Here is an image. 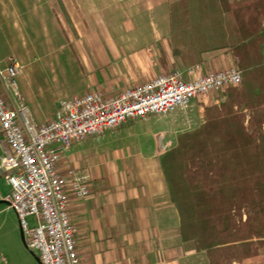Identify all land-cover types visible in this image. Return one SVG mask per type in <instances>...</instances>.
I'll list each match as a JSON object with an SVG mask.
<instances>
[{
    "label": "crops",
    "instance_id": "crops-1",
    "mask_svg": "<svg viewBox=\"0 0 264 264\" xmlns=\"http://www.w3.org/2000/svg\"><path fill=\"white\" fill-rule=\"evenodd\" d=\"M169 4L170 0H0V35L10 27L15 40L9 51L0 45V63L5 66L10 57L15 59L20 76L22 56L8 53H34L47 80V94L40 98L29 86L20 90L32 119L40 124L52 118L65 98L89 91L117 96L161 73L195 64L211 71L235 66L226 50L174 53ZM221 99V93H213L194 104L203 111ZM136 121L88 136L71 148L105 133L119 134ZM161 145L155 140L153 150L146 153L126 157L116 153L92 169L95 175L90 172V196L71 200L68 211L76 226L81 264H202L192 257L193 246L179 241L177 214L168 202L160 167L161 155L170 148L161 150ZM5 148L3 142V154ZM71 148L61 169L80 168ZM10 192L0 168V201H6L0 215L12 210ZM17 237L15 221L6 226L0 220V264H10L11 239L15 243ZM20 255L24 261L33 256L23 247Z\"/></svg>",
    "mask_w": 264,
    "mask_h": 264
},
{
    "label": "trees",
    "instance_id": "trees-1",
    "mask_svg": "<svg viewBox=\"0 0 264 264\" xmlns=\"http://www.w3.org/2000/svg\"><path fill=\"white\" fill-rule=\"evenodd\" d=\"M169 9L174 53L226 50L242 73L160 157L179 241L208 264H264V0H170Z\"/></svg>",
    "mask_w": 264,
    "mask_h": 264
},
{
    "label": "built area",
    "instance_id": "built-area-1",
    "mask_svg": "<svg viewBox=\"0 0 264 264\" xmlns=\"http://www.w3.org/2000/svg\"><path fill=\"white\" fill-rule=\"evenodd\" d=\"M20 71L11 57L7 65L0 63V133L6 146L0 168L11 189L8 205L26 247L38 251L41 264H81L68 209L72 199L90 196L91 176L85 169H61L72 144L127 120L184 110L192 99L222 94L242 81L235 66L211 71L195 64L161 73L117 96L89 91L62 99L52 118L40 124L32 119L18 87ZM30 216L35 220L32 227Z\"/></svg>",
    "mask_w": 264,
    "mask_h": 264
},
{
    "label": "rangeland",
    "instance_id": "rangeland-1",
    "mask_svg": "<svg viewBox=\"0 0 264 264\" xmlns=\"http://www.w3.org/2000/svg\"><path fill=\"white\" fill-rule=\"evenodd\" d=\"M13 36L14 33L10 27H7L6 30H2L1 32L0 45H2L6 51H9V46L14 44L15 40L13 39ZM8 54H13L17 57L18 55L22 56V58L18 57V60L23 68L22 74L17 77L18 87H20L19 89H22V86H29L32 93H35L40 98H45L47 94V80L41 70L37 67L38 62L34 58V53ZM226 91L227 90L221 94L222 99L217 104L212 105L220 106L224 103L226 100ZM197 106L198 104H194V99H192L190 106L184 110L177 109L165 114H152L144 119H137V121L129 129L121 130L119 134L105 133L102 138H99V140L89 138L77 144L74 148H71V151L77 160V165H75L85 169L89 174L91 172L92 175H95L96 172L92 169H94L95 166L103 165L104 162H106L110 157L115 156L116 153L119 157L146 153L149 149L153 150L155 140L159 145L162 144L160 146L161 150L169 149L175 144L176 137L179 134L191 131L202 123L203 111L198 110ZM243 112L245 115V123H247L249 112L247 110H244ZM2 149L3 137L0 133V159L3 157ZM2 208H6V204H1L0 209ZM241 216L244 221L247 216L244 209L241 211ZM0 220H4L6 226L9 222L12 225L13 221H15L16 226L18 227V237L16 238L15 243L12 242L13 240L11 239L10 264H38L33 256H30L29 260L24 261L20 255V249L22 247L28 252H33L36 256H38V251L24 247L22 244L20 229L15 212L12 210L4 211L0 215ZM27 222L31 227L35 225V220L31 216L27 218ZM6 229L8 228L6 227ZM192 257L197 259L198 263L205 264L207 262L204 254H196L193 251ZM261 259H264V252H262L260 259L257 261H261ZM15 261H19V263H15Z\"/></svg>",
    "mask_w": 264,
    "mask_h": 264
},
{
    "label": "water",
    "instance_id": "water-1",
    "mask_svg": "<svg viewBox=\"0 0 264 264\" xmlns=\"http://www.w3.org/2000/svg\"><path fill=\"white\" fill-rule=\"evenodd\" d=\"M0 203H6V201H0ZM20 238H21V241H22V244L24 245V247H26V243H25V240H24V237H23V234H22L21 231H20ZM31 254L34 256V258L37 261V263L41 264L40 261H39L38 256H36L33 252H31Z\"/></svg>",
    "mask_w": 264,
    "mask_h": 264
}]
</instances>
